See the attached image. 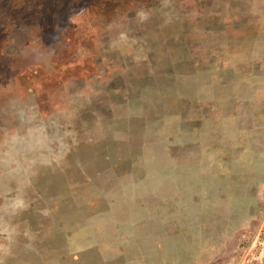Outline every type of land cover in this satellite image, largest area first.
Returning <instances> with one entry per match:
<instances>
[{
  "label": "rangeland",
  "instance_id": "rangeland-1",
  "mask_svg": "<svg viewBox=\"0 0 264 264\" xmlns=\"http://www.w3.org/2000/svg\"><path fill=\"white\" fill-rule=\"evenodd\" d=\"M17 167L0 264H264V0H0Z\"/></svg>",
  "mask_w": 264,
  "mask_h": 264
},
{
  "label": "clouds",
  "instance_id": "clouds-1",
  "mask_svg": "<svg viewBox=\"0 0 264 264\" xmlns=\"http://www.w3.org/2000/svg\"><path fill=\"white\" fill-rule=\"evenodd\" d=\"M137 18L140 21H144L148 19V13L140 10L136 13ZM121 38L124 36L122 34ZM6 143H9L11 146H15L18 143V139L16 136L10 137ZM43 163H48V161H43ZM35 173L29 172L27 170H21L19 167L17 168H9L8 177H9V196L0 205V212L8 215V216H17L28 210L30 207V200L28 199V191L32 187L33 177ZM14 184V187L11 185ZM43 215H49V210L44 209ZM0 230L3 231L6 240L9 244L14 242L15 236L18 234L16 226L11 224H3L0 225Z\"/></svg>",
  "mask_w": 264,
  "mask_h": 264
}]
</instances>
